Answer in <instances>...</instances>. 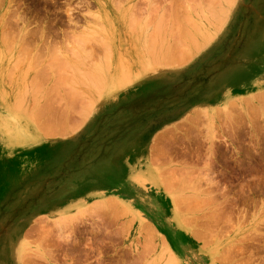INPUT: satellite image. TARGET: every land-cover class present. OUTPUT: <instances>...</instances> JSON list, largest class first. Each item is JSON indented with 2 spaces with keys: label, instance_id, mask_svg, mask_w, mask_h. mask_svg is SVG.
<instances>
[{
  "label": "rangeland",
  "instance_id": "1",
  "mask_svg": "<svg viewBox=\"0 0 264 264\" xmlns=\"http://www.w3.org/2000/svg\"><path fill=\"white\" fill-rule=\"evenodd\" d=\"M259 181L264 0H0V264H264Z\"/></svg>",
  "mask_w": 264,
  "mask_h": 264
},
{
  "label": "flooded vegetation",
  "instance_id": "2",
  "mask_svg": "<svg viewBox=\"0 0 264 264\" xmlns=\"http://www.w3.org/2000/svg\"><path fill=\"white\" fill-rule=\"evenodd\" d=\"M243 140H245V139L244 138L240 139V141L242 143L248 144L247 141H243ZM227 151H230V150H228L227 148H223L221 154L220 153L217 154L218 158H216V156H215L216 164L213 165V166L218 167V168H216V171H214L215 175H223V176L224 175H230L231 176L232 175V170L231 169H237V170L239 169V171H241L242 173L245 172L247 170V167H246V165L242 164L241 161L239 162V164L230 165L232 167L231 169H228L227 166H225L224 164L221 163L222 160L223 161H225V160L227 161L228 160V158H227L228 155L226 153ZM223 156H225V157H223ZM262 158H263L262 157V150L256 151V157H255L254 161L256 163V167H257L258 171H262V168H263ZM234 159L235 158H233V160ZM246 162H248V161H246ZM249 162L251 163V161H249ZM234 191H237V189H235ZM257 191L262 196V194L264 192V187H263V182L262 181H259V183L257 185ZM258 200H262V197H259ZM86 247H88V246H86ZM92 255H94V254H92ZM112 255H114V253H112ZM98 259H99V255L97 253L95 255L94 259L89 260L85 264H91L93 262H95L96 264H103V262L100 263L98 261Z\"/></svg>",
  "mask_w": 264,
  "mask_h": 264
},
{
  "label": "bare ground",
  "instance_id": "3",
  "mask_svg": "<svg viewBox=\"0 0 264 264\" xmlns=\"http://www.w3.org/2000/svg\"><path fill=\"white\" fill-rule=\"evenodd\" d=\"M131 18H132V17H131ZM129 19H130V18H129ZM162 20H163V19H162ZM173 20H174V19H173ZM130 22H131V21H130ZM170 22H172V21H170ZM175 22H176V21H175ZM133 23H134V22H133ZM143 23H144V22H143ZM159 24H160V23H159ZM163 24H164V23H163ZM163 24H162V25H163ZM135 25H136V24H135ZM179 26H180V25H179ZM156 27H157V26H156ZM158 27H159V26H158ZM139 28H140V26H139ZM139 30H140V29H139ZM154 30H155V29H154ZM157 30H158V29H157ZM160 30H161V29H160ZM172 30H173V29H172ZM41 32H42V31H41ZM185 32H186V31H185ZM150 34H151V33H150ZM157 34H158V33H157ZM42 35H43V33H42ZM158 35H159V34H158ZM180 35H181V34H180ZM186 35H187V34H186ZM154 36H155V35H154ZM156 36H157V35H156ZM151 37H152V36H151ZM158 37H159V36H157V38H158ZM163 37H165V34H164V36H162V38H163ZM21 38H22V37H21ZM159 38H161V37H159ZM81 39H82V38H81ZM152 39H154V38L152 37ZM189 39H190V38H189ZM147 40H148V39H147ZM161 40H162V39H161ZM19 41H20V40H19ZM102 41H103V40H102ZM151 41H152V40H151ZM182 41H184V40L182 39ZM100 42H101V41H100ZM154 42H155V41H154ZM190 42H192V41H190ZM147 43H148V41H147ZM155 44H156V43H155ZM176 44H177V43H176ZM176 44H175V45H176ZM183 44H184V43H183ZM190 44H191V43H190ZM148 45H149V44H148ZM178 45H179V44H178ZM101 46H103V44H102ZM164 47H165V46H164ZM166 47H168V46H166ZM83 48H84V47H83ZM157 48H158V47H157ZM177 48H178V47H177ZM179 48H180V47H179ZM183 48H184V47H183ZM160 49H161V48H160ZM183 50H184V49H183ZM183 50H182V51H183ZM55 51H56V50H55ZM152 51H153V50H152ZM160 51H161V50H160ZM171 51H172V50H171ZM179 51H180V49H179ZM190 51H191V50H190ZM88 52H89V51H88ZM163 52H164V50H163ZM173 52H174V51H173ZM180 52H181V51H180ZM24 53H25V52H24ZM154 53L156 54L155 51H154ZM160 53H161V52H160ZM170 53H171V52H170ZM178 54H179V53H178ZM156 55H158V53H157ZM156 55H155V56H156ZM161 55H162V53H161ZM184 56H185V55H184ZM86 57H87V56H86ZM90 58H91V59H90L88 62H91V63H92V62H93L92 60H94L95 58H94V59H92V57H90ZM165 58H166V57H165ZM188 58H189V57H188ZM106 59H107V58H106ZM157 59H158V58H157ZM160 59H161V58H160ZM179 59H180V58H179ZM86 60H87V59H86ZM100 60H101V59H100ZM100 60H99V61H100ZM103 60H104V59H103ZM99 61H97V62H99ZM107 61H108V60H107ZM160 61H162V60H160ZM65 63H66V62H65ZM78 63H79V62H78ZM100 63H101V62H100ZM107 63H108V62H107ZM101 64H102V63H101ZM62 66H63V65H62ZM83 66H84V65H83ZM85 66H87V67H86L87 69H88V66H89V69L93 68L91 65H85ZM95 66H96V68H97V65H96V64H94V67H95ZM100 66H101V65H100ZM102 66H103V65H102ZM67 67H68V66H67ZM98 67H99V65H98ZM100 68H101V67H100ZM103 68H104V67H103ZM103 68H102L101 70H100V69H99V70L102 71ZM54 69H55V68H54ZM92 70H94V68H93ZM96 70H97V69H96ZM93 72H94V71H93ZM93 72L88 70V75H89V76L91 75L92 78H94V77H93ZM96 72H97V71H95V73H96ZM99 74H100V73H99ZM61 75H62V74H61ZM84 75H86V74H84ZM94 76H95V74H94ZM97 76H98V75H97ZM100 76H101V75H100ZM100 76H99V77H100ZM86 77H87V76H86ZM99 77H98V78H99ZM89 78H90V79H89ZM89 78H88V80H92V83L94 82V80H95V81L97 80V77H95V79H92L91 77H89ZM57 79H58V78H57ZM102 79H103V78H102ZM107 80H108V79H107ZM65 81H66V80H65ZM100 81H101V80H100ZM58 82H59V81H58ZM62 82H63V81H62ZM31 83H32V82H31ZM36 83H37V82H36ZM94 83H95V82H94ZM109 83H110V82H109ZM29 84H30V83H29ZM90 84H91V83H90ZM95 84H96V83H95ZM107 84H108V83H107ZM96 85H97V84H96ZM106 86H107V85H106ZM94 87H95V86H94ZM95 88H96V87H95ZM21 90H22V89H21ZM26 90H27V89H26ZM24 91H25V90H24ZM20 93H21V92H20ZM25 96H26V95H25ZM20 98H21V97H20ZM32 101H33V100H32ZM16 103H17V102H16ZM21 104H22V103H21ZM161 135H162V134H161ZM161 138H162V136H161ZM165 138H166V137H165ZM119 167H120V166H119ZM119 167H118V168H119ZM122 171H123V170H122ZM123 173H124V171H123ZM115 192H116V191H115ZM181 197H182V196H181ZM184 197H185V196H184ZM184 197H183V198H184ZM187 198H188V197H187ZM176 199H177V198H176ZM181 199H182V198H181ZM181 199H180V200H181ZM177 200H178V199H177ZM184 200H185V199H184ZM184 200H183V201H184ZM109 202H110V201H109ZM106 205H107V204H106ZM186 221H187V220H186ZM147 234L149 235V233H147ZM166 246H167V245H166ZM167 247H168V246H167ZM168 248H169V247H168ZM166 249H167V248H166ZM164 250H165V249H164ZM168 252H169V251H168ZM168 252H167V253H168ZM171 253H172V252H171ZM160 255H161V254H160ZM169 256H170V255H169ZM163 257H164V256H163ZM173 257H174V256H173ZM161 258H162V257H161ZM166 259H167V258H166ZM172 259H173V258H172ZM174 259H175V258H174ZM160 260H161V259H160ZM175 260H176V259H175ZM170 262H171V261H170ZM172 262H173V261H172ZM168 263H169V261H168ZM169 264H171V263H169Z\"/></svg>",
  "mask_w": 264,
  "mask_h": 264
}]
</instances>
